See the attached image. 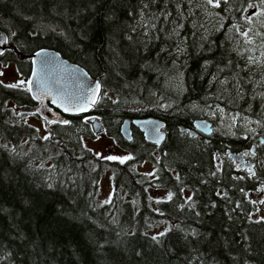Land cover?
Masks as SVG:
<instances>
[{"label": "trees", "instance_id": "16d2710c", "mask_svg": "<svg viewBox=\"0 0 264 264\" xmlns=\"http://www.w3.org/2000/svg\"><path fill=\"white\" fill-rule=\"evenodd\" d=\"M262 5L0 0V31L10 45L0 63H16L27 78L29 55L50 49L101 76L102 98L89 115L133 157L111 165L82 148L85 115L51 124L45 140L23 118L33 104L26 87L0 81V264H264V222L256 217L264 151L255 176L230 158L264 139V74L257 73L264 61V15L254 14ZM253 27L254 46L238 31ZM250 49L256 56L251 64ZM172 102L180 108L173 115ZM193 103L231 114L239 133L215 130L193 138L181 132V125L204 116ZM134 117L164 120L160 146L134 126L131 140L121 136L123 119ZM142 160L155 164L154 179L144 181L135 170ZM106 166L114 172L113 195L110 203L97 204ZM150 188L172 198L153 201ZM155 224L168 230L159 243L151 239L158 235L151 232Z\"/></svg>", "mask_w": 264, "mask_h": 264}, {"label": "water", "instance_id": "95a60500", "mask_svg": "<svg viewBox=\"0 0 264 264\" xmlns=\"http://www.w3.org/2000/svg\"><path fill=\"white\" fill-rule=\"evenodd\" d=\"M0 37L6 38V43H0V52L3 53L7 48L8 36L4 31H0ZM41 50H43L51 60L47 65H42L40 63L42 58L36 56V53ZM30 61L31 71L28 80H32L33 84L31 86L32 91H29V94L32 99L37 102V105L34 108H25L24 110L34 111L46 123L48 120H54L57 121L56 123L58 124H60L58 122L60 120H68L66 117L68 115L74 116L89 113L93 107H90L87 112L76 114L74 112H64L61 107L57 106V104L63 103L75 105L77 103H83L84 100L82 97L90 94L91 90L94 89L96 82L100 83L101 76L95 78L92 77L84 68L66 60L60 53L50 49H39L33 52L30 55ZM33 61L36 63L34 64ZM34 68L36 75H33ZM85 84H89L91 87H83ZM54 99L57 103H53ZM131 124L142 132L146 141L156 145L162 144L165 137V132L163 130L165 122L163 120L156 117L124 119L120 125V134L127 140L132 139L130 129ZM160 124L164 125V127L160 129V134L163 135V139L157 144L156 141L159 136L158 134H152L151 129ZM93 126L95 130L98 129V123H94ZM194 128L196 130H188L184 127H180V130L188 131L191 135H194L197 132L209 135L212 132L211 123L207 120H195ZM230 157L238 163L240 168L249 169V167H251L254 171L253 163L251 161H245L241 153H231Z\"/></svg>", "mask_w": 264, "mask_h": 264}, {"label": "rangeland", "instance_id": "374dc122", "mask_svg": "<svg viewBox=\"0 0 264 264\" xmlns=\"http://www.w3.org/2000/svg\"><path fill=\"white\" fill-rule=\"evenodd\" d=\"M255 8L256 9H254V10H257L258 13H261L262 11H264V6L259 7V8H257V6H255ZM252 10H253V7L249 9V11H252ZM247 16L248 17L251 16L250 12ZM255 35H256V33L254 32V27H253L249 30V36L253 40ZM252 45L254 46L255 44L253 43ZM253 49L257 50L259 48H258V46H257V48L255 46V48H253ZM249 54H250L249 59L252 58V61H255L254 59L256 58V56H252V49L249 50ZM261 58L264 59V57H261ZM261 58L259 59V61L262 60ZM249 63L251 64L250 60H249ZM258 65L259 66L263 65V68H259L258 69L259 71H257V73L259 72L260 74H264V61H263V63L259 62ZM0 73H2V75H0V81L3 83H6V84H16L21 80H23L25 82L28 81L27 78H25L24 76H22L20 74L19 69H18V65L16 63H5V64L0 63ZM171 81H172V79H167V82H169V84H168L169 87H172ZM22 86L27 87V83H25ZM176 103L177 102H172L170 104V114H172V115L174 113H176L178 109H180L177 106H176L177 108H174ZM192 107H193L192 108L193 111L198 110L201 113H204V115L206 116V118L208 120H210V118H211L215 124V130H217L218 133H220V134L224 133L225 135L226 134L230 135L233 133V135H234V133L238 132L237 131L238 127H231V126H233V124H231V122L229 121L232 119L231 121L233 122L234 117L231 114H228L224 110L221 111L219 107L218 108L213 107V106L208 107V106H204L202 104H196V103H193ZM173 109H174V111H173ZM190 111H191V109H190ZM85 117H93L95 119H98V117L97 116L95 117V115H89V116H85ZM23 118H24V120H27L28 122L35 125L37 127V129L39 130L41 136L45 137L48 135L50 128L45 124V122L42 119H40L37 116L35 118L33 115H30V113H28L27 116H25ZM95 119H90L87 121L89 124V127L87 129H85V135L81 138V147L86 148L91 153H93V155L95 156V158L98 161H104V162L110 163L111 165H114V164L117 165L120 163H119V161H109L108 162V160L103 159L102 157H107L109 155H114L117 157H124V156H129V155L132 156L131 151L126 149V148L121 147V145L118 143V141H116L112 136L108 135L107 133H105L99 129L93 130L92 122ZM250 124L251 123H248L246 127L252 128V127H250ZM158 153H159V151H156L154 153V155H157ZM97 154H99V156ZM95 166H96L95 162L90 163L91 169L94 168ZM134 168L139 174L142 175L144 181H150L156 177V166L150 160H142L140 163H137ZM111 169H112L111 166H106L103 174L101 175V177L97 181V193H96L97 204H104L105 200H111V197L113 195V177H114V172L112 171L113 169L112 170ZM149 194L151 196V200L157 201V200H162V199L167 198L169 195V192L166 190H163V189L150 188ZM185 195H186V198H188L191 196V192L186 191ZM262 199H264V194H263V192H260V200H262ZM258 206H259V211H258L256 217L257 218L264 217V204L259 203ZM151 229L150 230L152 233L157 234V233L161 232V230H163L164 227H162V225L155 224L153 226V228L151 226Z\"/></svg>", "mask_w": 264, "mask_h": 264}, {"label": "snow or ice", "instance_id": "6c2138e0", "mask_svg": "<svg viewBox=\"0 0 264 264\" xmlns=\"http://www.w3.org/2000/svg\"><path fill=\"white\" fill-rule=\"evenodd\" d=\"M154 2V0H153ZM261 4H264V0H260ZM222 3H228V0H207V4L211 5L212 7L214 8H219L221 6ZM145 8L148 7L147 4L144 5ZM249 8H252L254 7L252 4H249L248 5ZM255 15H264V12H261V13H254ZM141 16L144 15L143 13V10H141V13H140ZM165 18H167V16L165 15ZM106 19H111V17H106ZM248 20L249 22H251V17H248ZM238 31L241 32V35L243 36V38L245 39V42L248 43V44H251L253 43V40L252 38L249 36V32L247 31H243L241 29H238ZM13 36L16 35L15 32L12 33ZM0 43H6V38L4 37H0ZM3 53L0 52V55H2ZM36 56L37 57H41L42 59L40 60V63L42 65H47L51 62L50 58L47 56V54L41 50L39 52L36 53ZM250 61L255 63L256 61H252V58H250ZM33 63L35 64L36 62L33 61ZM0 75H2V73H0ZM33 75H36V71H35V68L33 69ZM85 79H86V76H85ZM25 83H27L28 85V88L27 90L28 91H32V84H33V81L32 80H28L27 82L21 80L19 81L18 83L16 84H9V85H6L7 87L9 88H18V87H21L22 85H24ZM83 87H86V88H90L91 85L89 84H85L83 85ZM101 91V84L99 82H96L95 83V87L94 89L91 90L90 94L82 97L84 102L83 103H77L75 105H68V104H63V103H58L57 106L58 107H61L63 109L64 112H74L76 114H79V113H83V112H87L89 111L90 107H95L99 102H100V98H98V94L100 93ZM106 95V93H105ZM34 98H38V97H34ZM115 102V101H114ZM53 103H57V101L54 99L53 100ZM222 111V109H221ZM90 119H95L93 117H85V122H87L88 120ZM57 121H54V120H48L47 123L49 124H52V123H56ZM60 124H63V125H67L70 123L69 120H60L58 121ZM147 123V122H146ZM233 123H235V118H233ZM164 125L160 124V125H156L154 126L152 129H151V132L152 134H158L159 138L157 139L156 143L159 144L160 140L163 139V135L160 134V129L163 128ZM189 135H191V133H189ZM49 137L48 136H45L44 139L47 140ZM261 145H264V139H261L260 142H259ZM246 154H249V153H246ZM251 155H255L254 152L250 153ZM99 156V154H97ZM103 159H106L108 161H119L120 164H124L126 161L128 160H131L133 157L131 155L129 156H124V157H117V156H114V155H109L107 157H102ZM219 170V169H218ZM249 171V174L252 175V176H255L256 173L252 170L251 167H249L248 169ZM213 175H215V173H213ZM179 178V177H178ZM50 188L52 187L51 184L48 185ZM262 191H264V189H261ZM172 198V193H169L168 195V199L170 200ZM192 197H188L187 200L188 201H191ZM159 202V201H158ZM260 204H264V199L262 200H259L258 201ZM105 204L107 203H110V200H105L104 201ZM255 203V202H254ZM239 206V205H237ZM258 222H264V217H261V220L258 221ZM167 229L165 230V232H160L158 233V235H154L151 237V239L153 241H156L157 243H159V239L158 237H162L164 235H166L167 233Z\"/></svg>", "mask_w": 264, "mask_h": 264}, {"label": "flooded vegetation", "instance_id": "af4514ba", "mask_svg": "<svg viewBox=\"0 0 264 264\" xmlns=\"http://www.w3.org/2000/svg\"><path fill=\"white\" fill-rule=\"evenodd\" d=\"M27 89V88H26ZM28 91V90H27ZM29 93V92H28ZM30 95V94H29ZM31 97V96H30ZM32 99V98H31ZM33 100V99H32ZM37 105V102L36 101H34L33 100V104L30 106V107H28V108H33V107H35ZM28 113H30V114H33V112H29L28 111ZM205 116V115H204ZM204 116H202V117H200V118H197V119H205L206 118V116L204 117ZM197 119H194V120H191V124H190V126L189 127H185V128H187V129H192V130H194L195 128H194V121L195 120H197ZM207 119V118H206ZM208 120V119H207ZM210 122H211V125H212V127H213V131L210 133V135H212L213 134V132H214V130H215V124H214V122L212 121V119L210 118V120H209ZM180 130V129H179ZM102 131H104V129H102ZM181 131V130H180ZM181 132H183V133H186V134H188L189 135V133L188 132H186V131H181ZM210 135H207V136H210ZM190 137H193V138H200V137H206V136H204L203 134H201V133H196V134H194V135H189ZM144 138V137H143ZM261 139H263L262 137H260V140ZM252 143H249V145H248V147L249 148H244L241 152L243 153V155H244V159L245 160H247V161H251V162H253V164H254V168H255V170H257V168L259 167V164H260V162H258L260 159H261V154L259 153V151L260 150H262V151H264V145H255V146H252L251 145ZM252 152H254L255 153V155H251L250 153H252ZM246 153H249V154H246ZM242 170H246V169H242Z\"/></svg>", "mask_w": 264, "mask_h": 264}]
</instances>
